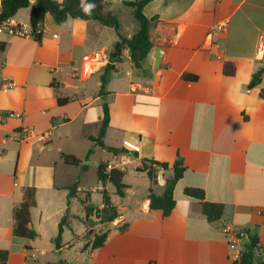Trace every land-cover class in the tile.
I'll return each mask as SVG.
<instances>
[{"label": "crops", "instance_id": "obj_1", "mask_svg": "<svg viewBox=\"0 0 264 264\" xmlns=\"http://www.w3.org/2000/svg\"><path fill=\"white\" fill-rule=\"evenodd\" d=\"M129 1L104 0L105 11L118 20L117 31L95 20L56 24L48 14L38 40L0 31L5 44L0 53L4 264L68 263L39 258L44 251L81 250L84 242L72 240L73 235L81 237L96 226L107 237L100 248L89 247L86 264H238L242 241L231 248L224 227L240 237L256 234L264 249V74L257 86L247 87L264 67V0H152L142 14L157 18L149 29L153 48L140 70L132 67L125 48L109 60L118 36L130 38L137 30L132 9L125 5ZM122 8L128 10L127 28L119 18ZM29 14L30 8L20 9L11 20L30 28ZM156 49L162 50V58L153 69ZM228 61L234 67L232 77L222 73ZM108 64L111 71L100 96V76ZM183 74L196 80H184ZM58 98L67 102L60 106ZM103 103L109 115L105 146L120 149L122 141L135 143L141 163L152 160L170 167L178 158L182 161L184 171L173 190L175 207L168 216L149 208V179L135 168L123 172V197L109 183L100 184L96 173L95 184L87 186V154L81 159L68 144L81 149L87 141L99 148L91 137L98 133ZM24 127L46 134V140L17 142L14 133ZM61 153L75 156L85 169L66 166ZM112 157L108 153L98 165ZM129 172L145 178L127 182ZM171 174L158 170V193ZM24 188L35 191L33 240L13 235V212ZM185 188L199 189L204 201L221 204V218L206 221L200 202L186 196ZM92 192L101 199L88 212ZM104 197L117 217L109 223L99 217L90 227L104 209ZM73 217L80 220L78 225H70ZM256 260L264 261V252Z\"/></svg>", "mask_w": 264, "mask_h": 264}, {"label": "trees", "instance_id": "obj_2", "mask_svg": "<svg viewBox=\"0 0 264 264\" xmlns=\"http://www.w3.org/2000/svg\"><path fill=\"white\" fill-rule=\"evenodd\" d=\"M152 0H133L125 2V5L132 9L131 15L133 20L137 23V30L130 38H124L118 36V40L113 44L112 52L109 56L111 61L115 57L120 55L123 48L127 49L130 63L135 70H140L142 64L146 60L148 54L153 48V44L150 41L149 29L152 25H155L157 18L148 20L143 14V7ZM107 4L104 0H64L57 2L55 0H35L33 4H30L28 0H0V26L12 19L16 12L20 9L30 8L29 14V26L35 40L40 37L41 27L45 15H50L56 24H62L67 19H80V20H95L101 26H107L113 28L115 31L119 28L118 20L110 12H106ZM5 49V44L0 42V53ZM111 71V66L106 65L103 74L100 76V89L99 94L103 96L104 86L107 80V73ZM222 73L225 76H234V67L230 61L223 64ZM264 74V67H260L252 75L247 87L249 89L257 86ZM182 79L194 82L196 77L193 75L183 74ZM58 104L64 105L67 100L58 98ZM108 108L105 103L102 104V117L98 133L95 137H91V140L100 149L106 150L113 156H117L124 153L125 148H111L104 145L103 139L106 129L108 128ZM90 151L86 155V160ZM63 163L66 166L85 169V165H81V161L71 154H60ZM106 163H100L97 166V180L100 184L104 185L109 183L113 188L117 196L123 197L124 189L126 186L122 182L124 176L123 172L111 171L106 172ZM143 170L147 175L150 187L148 188L147 199L149 200V208L151 210L161 211L164 217L168 216L175 207V201L173 199V190L176 182L181 178L184 171L182 161L178 158L172 166L169 167L166 163H159L152 160H142ZM161 169L163 171L171 170L170 177L165 179V183L158 193V185L156 182L157 172ZM75 186L68 192V198L73 196ZM184 194L188 197L194 198L200 202L201 214L208 222L218 221L223 213V206L221 204L208 203L204 201L203 192L199 189L185 188ZM105 195V194H104ZM104 206L107 205V209H102L105 214L103 222H113L117 214L114 208L111 206L107 197L103 198ZM35 207V191L33 188H24L22 190V200L13 212V235L20 239L33 240L36 238L35 231L30 227L31 210ZM65 222L63 216L58 224V231L56 237L53 239L55 246H58L62 235V226ZM124 228L121 229V231ZM107 234H96L93 236L91 243V250L100 248ZM240 241H244L242 244L239 256L238 264H264V261H257L258 254H263L264 249L259 245V240L256 234L247 232L244 237H239ZM8 258L7 251H0V264L6 263ZM66 264V263H59Z\"/></svg>", "mask_w": 264, "mask_h": 264}, {"label": "rangeland", "instance_id": "obj_3", "mask_svg": "<svg viewBox=\"0 0 264 264\" xmlns=\"http://www.w3.org/2000/svg\"><path fill=\"white\" fill-rule=\"evenodd\" d=\"M127 9L122 8L120 9V21L122 23V25L127 28L128 27V23L130 21L129 16L127 15ZM132 18V16H131ZM133 20V18H132ZM133 22L136 24L137 23L133 20ZM68 148H70L71 150H74L75 152H77L80 158H84L85 155L87 154L88 151H90V154L88 155V159L87 162L85 163L88 167L87 169V173H86V178H87V186H93L95 184V173H96V168L98 163L100 162V160H103L105 158L108 157V153L104 152L102 150H100L99 148H95L94 150V146L91 142H85V144L83 145V148L79 149L74 147L73 145H69L68 144ZM133 178L138 179V181H142L141 179H144L145 176H137L135 174L132 173H128L125 180L127 182L131 181ZM101 199V195L95 192L91 193V205H88L87 211H90V206L95 207L97 200ZM91 207V209H92ZM102 211V210H101ZM102 217V219L105 218V214L103 212H101V215L99 214L98 217H96L95 222H93L90 227H95L98 224L97 218ZM72 220H69L70 225L74 226L78 225L80 220L76 221L73 218H71ZM103 229L102 228H97V226L95 227V229H89V231L85 232L82 234L81 237H76L75 235H73L72 240L78 241V240H82L84 242V245L82 246L81 250H76V251H61L59 253H54L51 251H44L41 254V257L39 258L40 262H49V263H57L59 261L62 260H68V263L66 264H86V261L84 260V258L87 257L88 255V251H89V247L91 249V243L93 241V236L96 234H103ZM65 238L68 237V234L65 232ZM79 258V260H78ZM77 259V262H74ZM70 261V263H69Z\"/></svg>", "mask_w": 264, "mask_h": 264}, {"label": "built area", "instance_id": "obj_4", "mask_svg": "<svg viewBox=\"0 0 264 264\" xmlns=\"http://www.w3.org/2000/svg\"><path fill=\"white\" fill-rule=\"evenodd\" d=\"M35 0H28L30 4H33ZM0 31H4L8 35L11 36H19V37H33L31 29L22 25H17L13 23L10 19L9 21L3 23L0 26ZM4 90L8 89L7 86L3 88ZM14 137L17 142L23 143L31 140H35L37 142L43 143L47 135L46 134H37L28 128H21L20 130L14 133ZM122 146L125 148V152L121 153L117 156H113L105 164L106 172L111 171H120L124 172L128 168L132 167L136 170H143V164L140 162L138 154L139 147L135 143H130L128 141H122ZM222 234L225 238H229L232 241L230 242V247L233 248L235 245L240 246V239L237 234L231 232L226 227L222 229Z\"/></svg>", "mask_w": 264, "mask_h": 264}, {"label": "water", "instance_id": "obj_5", "mask_svg": "<svg viewBox=\"0 0 264 264\" xmlns=\"http://www.w3.org/2000/svg\"><path fill=\"white\" fill-rule=\"evenodd\" d=\"M162 58V50L161 49H156L154 54H153V69H158L160 66V61ZM104 209H107V205L104 206ZM242 244H244V241H242Z\"/></svg>", "mask_w": 264, "mask_h": 264}]
</instances>
